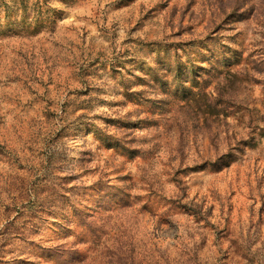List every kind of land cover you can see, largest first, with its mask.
Wrapping results in <instances>:
<instances>
[{"label":"rangeland","instance_id":"obj_1","mask_svg":"<svg viewBox=\"0 0 264 264\" xmlns=\"http://www.w3.org/2000/svg\"><path fill=\"white\" fill-rule=\"evenodd\" d=\"M0 264H264V0H0Z\"/></svg>","mask_w":264,"mask_h":264},{"label":"trees","instance_id":"obj_2","mask_svg":"<svg viewBox=\"0 0 264 264\" xmlns=\"http://www.w3.org/2000/svg\"><path fill=\"white\" fill-rule=\"evenodd\" d=\"M252 142H253V139L251 141H249V142H246V143H249L248 146L253 147L254 144ZM235 161H236V155L231 153V152H229L227 154H223V155L219 156L214 161L205 162V163L197 166L195 168V170H198V169H202L203 170V169L209 168L210 171L219 172V171H222V170L230 167ZM59 252H60L61 256L64 255V252H63L62 249Z\"/></svg>","mask_w":264,"mask_h":264}]
</instances>
